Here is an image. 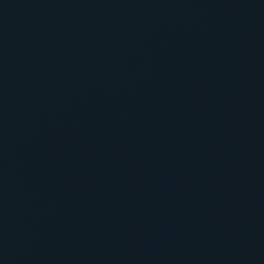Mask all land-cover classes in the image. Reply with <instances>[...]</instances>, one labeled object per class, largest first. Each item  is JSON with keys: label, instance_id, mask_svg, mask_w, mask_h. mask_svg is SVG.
Instances as JSON below:
<instances>
[{"label": "water", "instance_id": "water-1", "mask_svg": "<svg viewBox=\"0 0 264 264\" xmlns=\"http://www.w3.org/2000/svg\"><path fill=\"white\" fill-rule=\"evenodd\" d=\"M0 264H264V0H0Z\"/></svg>", "mask_w": 264, "mask_h": 264}]
</instances>
